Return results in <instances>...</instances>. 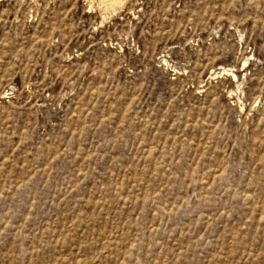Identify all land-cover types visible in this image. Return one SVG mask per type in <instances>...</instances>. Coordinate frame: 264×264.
Returning a JSON list of instances; mask_svg holds the SVG:
<instances>
[{
	"label": "rangeland",
	"instance_id": "1",
	"mask_svg": "<svg viewBox=\"0 0 264 264\" xmlns=\"http://www.w3.org/2000/svg\"><path fill=\"white\" fill-rule=\"evenodd\" d=\"M0 264H264V0H0Z\"/></svg>",
	"mask_w": 264,
	"mask_h": 264
},
{
	"label": "bare ground",
	"instance_id": "2",
	"mask_svg": "<svg viewBox=\"0 0 264 264\" xmlns=\"http://www.w3.org/2000/svg\"><path fill=\"white\" fill-rule=\"evenodd\" d=\"M116 1V0H115Z\"/></svg>",
	"mask_w": 264,
	"mask_h": 264
}]
</instances>
